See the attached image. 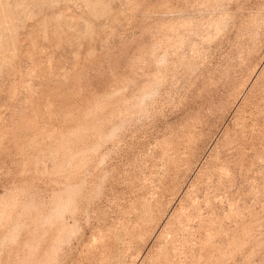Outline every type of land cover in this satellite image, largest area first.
Masks as SVG:
<instances>
[{
	"label": "rangeland",
	"instance_id": "1",
	"mask_svg": "<svg viewBox=\"0 0 264 264\" xmlns=\"http://www.w3.org/2000/svg\"><path fill=\"white\" fill-rule=\"evenodd\" d=\"M0 264H264V0H0Z\"/></svg>",
	"mask_w": 264,
	"mask_h": 264
}]
</instances>
